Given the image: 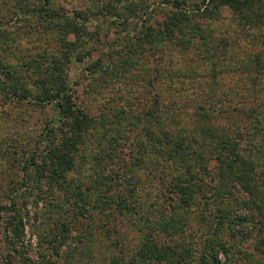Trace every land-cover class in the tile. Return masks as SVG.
Listing matches in <instances>:
<instances>
[{
    "label": "trees",
    "instance_id": "trees-1",
    "mask_svg": "<svg viewBox=\"0 0 264 264\" xmlns=\"http://www.w3.org/2000/svg\"><path fill=\"white\" fill-rule=\"evenodd\" d=\"M44 6L30 9L29 14L44 26L60 28L59 52L43 56L32 65L26 63L28 70L36 74L31 89L24 84L18 87L16 82L12 83L11 70L0 60V82L7 87V92L2 93L4 97L10 94L8 96L18 101L32 99L38 106L51 102L57 112V118L52 116L46 120L33 146L24 151L21 165L22 183L31 181V185L35 182L41 184L45 180L44 183L57 184L64 194L69 195V206L74 208L68 221L58 219L57 229L52 233V227H48V234L42 235L39 264L74 258L84 239L83 233H76L72 226L77 228V222L82 217L107 212L113 219L119 212L137 213L134 225L139 232L132 251L118 249V254H113L108 264H238L233 259L235 243L228 244L217 234L215 237L218 239L212 244L206 238L216 233L215 230L219 229L217 225L222 223L224 215L215 205L220 199L230 201L233 198L237 203V208L229 217L231 237L239 234L245 238L247 223L255 216L264 221V102L261 98L264 94V56L256 54L229 59L226 64L221 61L242 37L261 36L264 42V0H202L201 4L193 6L186 0H172L157 29L143 24L132 29L131 34H124L118 43H110L108 51L83 67L93 86H105L110 80L127 75L129 70L137 68L142 54L153 55L161 51L166 40L182 51L189 49V43H200L196 46L201 49L202 60L208 61L210 66L209 75L201 74L204 80L200 88L204 91L194 94L192 99L182 97L183 87L181 91L169 95H153L152 100L141 109L117 107L114 114L106 111L93 114L78 99L79 95L70 87L64 74L73 58L82 61L87 54L80 49L82 43H79L84 26ZM220 6H228L232 16H221ZM97 8V12H117V8L110 4H100ZM116 15L126 18L123 12ZM74 16L87 19L81 10L74 11ZM149 18L147 16L143 22ZM67 27L75 34V41H69L63 33ZM5 31L6 27L2 28L0 20V34L5 35L8 32ZM123 53L126 54L125 59ZM191 71L195 75L200 74L197 66H193ZM168 73L167 80L170 84H180L179 88L189 81L196 84L193 76L184 83L185 80L180 81L173 72ZM149 74L150 78H142L145 88L156 87L162 80L165 81L159 74L154 78L153 72ZM228 74L232 78L226 85L222 78ZM187 75L190 77L191 73ZM234 76H237L236 79ZM33 87L38 92L33 93ZM227 91L235 92L229 98ZM189 109H192L190 113ZM235 115L244 116L248 121L244 122L239 117L231 120ZM120 119H127L130 125L133 120L136 125L137 139L130 146L124 137L127 130H117L112 139L108 138L106 131L105 136L100 131L103 122L114 127ZM124 146L130 158L122 163L129 162L122 173L113 174L112 169V172L93 175V168L97 173L101 167H107L108 160L115 162V158H121ZM134 159L141 164L150 160L147 167L156 174L155 179L159 182L156 193L163 197V201H159L164 203L168 199L169 207L159 211L156 217L149 212L151 204L137 211L136 205L126 203L125 189H114V182L120 180L131 181L129 184L133 187H129L128 192L139 188ZM212 159L217 160L214 167L209 166ZM89 177L94 178L96 183H105V191H97L94 187L90 189L91 186L86 185ZM108 177V181H103ZM43 191H39V201L44 199L41 195ZM93 191H97L96 195ZM134 193L138 194V190ZM12 194L8 197L4 195L0 201V227L3 228L4 242L10 246L9 264L13 261V253H20L18 247L24 236L27 214L23 194L20 201L16 199L17 194ZM50 197L55 198L54 191L47 198ZM199 203L201 207L196 217L201 218L205 238L200 237L201 244H196L192 241L195 231L186 232L188 225L180 210L186 212L188 207ZM137 206L140 208L143 204L138 201ZM39 214L42 213L39 211ZM116 222L113 221L112 227L117 225ZM156 233H162L165 240L156 242ZM45 244L49 252L40 250Z\"/></svg>",
    "mask_w": 264,
    "mask_h": 264
},
{
    "label": "rangeland",
    "instance_id": "rangeland-1",
    "mask_svg": "<svg viewBox=\"0 0 264 264\" xmlns=\"http://www.w3.org/2000/svg\"><path fill=\"white\" fill-rule=\"evenodd\" d=\"M171 1L0 0V20L2 21V28L6 27V31H8L3 36L0 34V60H2L4 66H7L11 70L10 75L14 79L12 83L16 82V86L18 87L24 84L23 86H28L31 89V85L36 79V74L28 70L26 63L32 65L34 61L38 62L43 56L48 57L51 53L59 52L58 43L61 39L59 27L44 26L40 21L30 16V9L37 8L43 4L46 9H54L60 13L59 15L62 14L65 18H71L85 28L82 40L79 43H82L80 49L85 50L87 54L82 61H76L73 58L66 66L64 74L70 87H73L79 95L78 99L93 114H99L101 111L113 113L117 107L123 106L141 109L152 100L153 95L160 93L169 95L177 92V90L181 91L183 87L181 91L182 97L192 99L195 97L194 94H201L204 91L200 88L204 80L201 74L209 75L210 66L208 61L204 62L202 60V54L199 53L201 49L196 46L200 43H189L187 46L189 49L182 51L180 48L174 47L172 42L166 40L163 43L161 51H156L153 55L150 53L142 54L137 68L129 70L128 74L123 77L110 80L107 82L108 85L105 86H93L90 77L83 69L85 65L95 62L102 53L108 51L110 43H116L124 34L125 36L127 33L131 34L132 29L137 26L144 24L157 29L159 22L164 17V13L170 9L169 3ZM186 1L193 6L194 4H201L202 0ZM100 4L113 5L117 8V12H106L104 10L97 12V7ZM79 10L87 15L86 20L74 16V11ZM119 12L125 13L126 18L118 17L116 14ZM219 13L226 18H230L233 14L228 6H220ZM147 16L150 17L149 20L143 22ZM59 19H62V17ZM63 33H65L69 41H75L76 37L71 28H65ZM43 52L47 54H43ZM126 54L128 55V52ZM126 54L123 53V59H125ZM256 54L264 56V42L262 41V37H255L254 35L242 37L238 43L230 48L226 59L221 62L226 64L229 59L247 58ZM193 66L199 68L198 72L200 74L195 75L191 71ZM152 72L154 74L153 78L159 74L161 78H165V81L162 80L160 84L153 88L149 86L146 88L143 87L145 81L142 78H150L149 73ZM168 72H173L175 77L182 82L185 80L184 83L192 79L193 76L197 80L196 84H190L189 81L186 82L185 86L182 85L179 88L180 84H170L167 80L169 77L167 76L169 75ZM188 73H191L190 77H188ZM10 75L6 77H11ZM236 77L234 76V79ZM231 78L232 76L228 74V76L222 78V82L227 85ZM177 79H175V82H178ZM182 82L181 84H183ZM0 86V201H2L4 195L8 197L7 195L10 193H13L12 195L17 194L16 199L19 201L23 197L26 199L24 209L27 210L24 221V236L20 240V247H18L20 253H13V261H10V264H39V245L42 244V242H39L43 241L42 235L48 234L46 233L48 227H52L51 232L53 233L57 229L56 221L58 219L68 221L72 216L71 211L74 208L69 206V199L67 197L69 195L64 194L57 184H47L44 183L45 180H42L43 182L41 184L35 182L31 185V181L22 183L23 172L21 165L23 157L25 156L24 151L29 150L33 146L34 140L44 127L45 121L52 116L57 118V112L52 107L51 102L46 103L44 106H38L32 99L18 101L16 98L8 96L10 94L4 97L2 93L7 92V87L2 82H0ZM32 92H38L37 88L33 87ZM227 92H229L230 98L235 91ZM220 93L222 92L220 91ZM167 97L171 98L170 96ZM261 98L264 102V94ZM246 104L248 105V101H246ZM191 110L189 109L188 112L190 113ZM166 117L168 119L170 114ZM238 117L244 122L248 121L244 116L238 115L233 116L231 120L234 121ZM170 119H173V117ZM126 120L120 119L119 123L114 126L115 128L113 124L107 122L104 124L103 122V127L101 126L100 131L103 132L104 136L106 131L107 135H109L108 138L110 137L112 139L117 130L125 129L127 130V136H124L126 138L125 142L130 146L137 139L136 135L138 131L135 128L136 125L133 123V120L131 121V125ZM223 120L228 121V119ZM121 122L123 123L121 124ZM102 143L105 145V142L102 141ZM121 150H123L120 153L121 158H115V162L108 160L107 167H101V170H98L97 173H95V168H93L91 170L93 175H100L101 173L109 171L112 172V169H114L113 174L115 172L122 173L129 162L127 164L122 163L126 160L128 161L130 157L127 154L128 149H126V146ZM134 161L136 160L134 159ZM149 161H143L142 164L136 161L134 165L135 173L137 174L136 177H139L140 182L138 189H133L128 192V188L133 187L129 184L131 181L128 183L120 180L117 183L114 182L113 186L114 189L116 188L119 191L125 189L126 193L124 195L126 197V203L130 206L136 205L137 211L138 209L139 211L144 210L148 204H151L149 212H152L153 217H156L159 211H164L169 206H167L168 199L164 203L159 201H163V197L156 193L159 182L155 179L156 174H153L150 168L147 167ZM216 164L217 160L215 159L209 162L210 167H214ZM109 166L112 168L109 169ZM114 177L115 175L111 176L112 179ZM93 179L90 177L87 178L86 185L88 187L91 186V188L89 187L90 189L94 187L97 188V191L100 189L101 191H105V183H101L102 181L96 183ZM109 179L108 177L103 181H108ZM40 189L44 190L41 193L44 199L39 201ZM136 190H138L139 196L138 194L135 195L134 192ZM52 191H54L55 198H47L51 195ZM97 191H93L94 195H96ZM230 199V201L220 199L215 203L216 207L219 206L221 215H224V217L222 218V223L217 225L216 228L219 229L215 230L216 233L209 235L206 239L209 240L210 244H212L213 240L218 239V237L228 244L235 243L234 248H232V252L234 251L233 259L238 264H264V221L255 216L254 219L252 218L247 223V229L245 228V230H248V232L245 238L239 234L236 237H231L229 233L231 219L229 217L232 210L237 208V203L233 198ZM138 201L143 204L140 208L137 206ZM200 207L201 205L199 203L188 207L189 210H186V212L185 210H180L185 217L183 219H186L188 225L186 232L189 230L195 231L192 241L196 244H201L200 237L203 236L205 238L203 234L205 230H202V224L200 223L201 218L196 217ZM39 211L42 214H39ZM123 213L119 212L115 214L114 219L109 212L103 214L94 213L89 218L87 216L80 218L79 222H77V228L74 225L72 229L76 233L77 231L83 233L84 242L80 243L81 245L77 249L78 252L74 258L57 259L55 261L56 263L53 264H108L111 256L118 254V249L125 248L131 252L133 245L138 241L137 239L139 237V232L135 228L136 225H134L135 218L137 219L138 214ZM114 220L117 221V225L112 227ZM136 222L138 223V221ZM196 226L197 228H195ZM216 234L218 237H215ZM4 239L3 228L0 227V264H9L8 255L10 253V246L4 242ZM155 240L159 243L165 240V237L162 233H156ZM45 246L46 244L42 245L40 250L49 252ZM219 256L221 255L219 254ZM51 261H53V257Z\"/></svg>",
    "mask_w": 264,
    "mask_h": 264
}]
</instances>
